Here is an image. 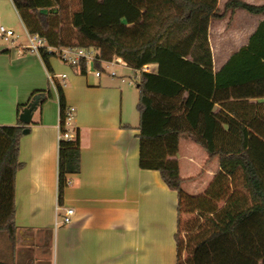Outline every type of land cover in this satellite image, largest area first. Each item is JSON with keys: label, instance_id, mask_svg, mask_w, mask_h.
<instances>
[{"label": "trees", "instance_id": "trees-1", "mask_svg": "<svg viewBox=\"0 0 264 264\" xmlns=\"http://www.w3.org/2000/svg\"><path fill=\"white\" fill-rule=\"evenodd\" d=\"M73 2L13 0L26 29L49 44L93 47L101 58L120 56L133 69L139 89L140 167L160 171L178 192L179 218L197 212L215 226L196 245L193 264H264V151L252 153L250 131L264 139V101H249L264 97V20L249 43L219 70L213 68L208 38L211 17L238 8L261 13L264 4L228 0L221 13L217 0H79L75 10ZM169 4L178 11L163 18L161 6ZM43 8L50 11L42 13ZM50 57L43 52L49 70ZM153 63L158 65L156 72L144 69ZM77 67L82 73L88 70L84 64ZM58 91L64 117L63 87ZM44 92L45 99L53 96L51 89ZM36 93L18 105L17 124L0 125V232L9 240L0 264H17L16 175L23 166L19 151L26 127L20 113ZM222 99L231 101L228 111L215 107ZM68 130L62 122L60 132ZM70 130L71 138L59 140V204L64 202L69 174L80 171V130ZM183 134L208 152V161L220 160L219 172L202 194L182 187L178 153Z\"/></svg>", "mask_w": 264, "mask_h": 264}, {"label": "crops", "instance_id": "crops-1", "mask_svg": "<svg viewBox=\"0 0 264 264\" xmlns=\"http://www.w3.org/2000/svg\"><path fill=\"white\" fill-rule=\"evenodd\" d=\"M227 1L217 0L221 13ZM244 1L264 4V0ZM10 11L19 16L13 0H0V17L9 21ZM263 20L264 12L242 8L211 17V50L246 46ZM26 44L0 41V125L17 124L18 105L27 103L34 91L51 89L53 96L34 111L32 122L25 125L30 131L20 140L23 166L16 175V263L182 264L178 192L165 183L160 171L139 164L138 87L123 74L82 73L56 56L49 58V70L39 55L19 50ZM234 52L217 55L212 50L214 70L221 69ZM144 69L156 72L158 65ZM49 73L59 81L66 74V104L76 108L73 126L79 128L81 138L80 171L69 174L63 204L57 194L60 103ZM249 101H264V97ZM229 102L222 99L215 107L228 111ZM208 159L201 145L181 135L178 160L182 187L188 193L204 192L219 172V158ZM68 208L75 211L72 221L64 223L58 217L60 211L64 217ZM47 243L53 245L50 254L45 253ZM5 255L0 250V258Z\"/></svg>", "mask_w": 264, "mask_h": 264}, {"label": "built area", "instance_id": "built-area-1", "mask_svg": "<svg viewBox=\"0 0 264 264\" xmlns=\"http://www.w3.org/2000/svg\"><path fill=\"white\" fill-rule=\"evenodd\" d=\"M26 28V27H25ZM26 36L28 42L23 48H20V51L26 49L30 52H33L43 58V52H47L51 56H56L61 59L66 64L72 66H81L82 64L86 65L88 71L93 72L96 76H102L103 74H109L111 76H117L118 74L115 67H125L127 66L124 59L120 56H114L110 60H105L101 58L98 54V51L91 47L84 46H66L59 47L49 44L45 37L39 34H32L26 29ZM0 37L10 43H15L20 37V34L16 31L4 25L0 26ZM66 74H62V81L57 80V77L49 73V80L52 85L53 90L55 91L59 103V87L66 85L65 81ZM75 106H67L66 115L64 117L60 114V124L63 122L69 130L65 133L60 132V138H71L73 135L71 133V128L73 127V119L75 113ZM74 208H68L66 214L63 217L64 223H70L72 221V215L74 213Z\"/></svg>", "mask_w": 264, "mask_h": 264}, {"label": "rangeland", "instance_id": "rangeland-1", "mask_svg": "<svg viewBox=\"0 0 264 264\" xmlns=\"http://www.w3.org/2000/svg\"><path fill=\"white\" fill-rule=\"evenodd\" d=\"M79 4H80L79 0H74L72 4L73 5L72 9L73 10L77 9L79 7ZM161 7H162V12L160 13V15L163 18L172 12L178 11L177 7H174L170 4L167 6L162 5ZM8 13L9 14H7L8 15L7 20L9 21H6L0 17V25L12 27L16 31V33L20 34V37L17 40L23 41L25 43L28 42L27 41L28 39L26 36V29H25V26L21 18L17 14L12 13V11ZM186 32L187 31L184 30L182 34H186ZM182 34L180 35L183 36ZM0 41L3 42L1 38H0ZM237 49H238L237 47H229V48L213 47L212 50H214V52L217 55H220L222 52H224L225 54H230L233 51H236ZM115 68L118 74H123L128 80H130L134 84V87L137 89V85H136L137 78H136V74L133 71V69H131L128 66H125V67L117 66ZM138 98H139V95H138ZM251 151L253 154L255 152L264 151V139L254 132L251 133ZM193 195H197V194H193ZM219 204L220 206H222L224 205V202L222 201ZM181 217L183 218L182 219L183 226L181 227L180 235H181V238L183 239V246H184L182 248L183 250L181 253V261H182V264H193V254H194L196 245L203 238L207 237L215 229V226H214V223L210 221L207 217L197 212L183 213ZM58 219L59 220L63 219V213L61 211H60V215ZM185 231H186V234H185ZM8 245H9V240L7 238V235L5 233L0 232V250H2L3 252L8 250ZM45 247H46L45 253H49V254L52 253L53 251L52 243H47Z\"/></svg>", "mask_w": 264, "mask_h": 264}, {"label": "water", "instance_id": "water-1", "mask_svg": "<svg viewBox=\"0 0 264 264\" xmlns=\"http://www.w3.org/2000/svg\"><path fill=\"white\" fill-rule=\"evenodd\" d=\"M50 10L47 8L41 9L42 13H48ZM57 11V9H55ZM46 97L45 92L36 93L31 101L23 108L20 113V120L25 123V125H29L32 122L34 111L37 110L39 105L44 101ZM30 131L29 126L24 128V133H28Z\"/></svg>", "mask_w": 264, "mask_h": 264}]
</instances>
